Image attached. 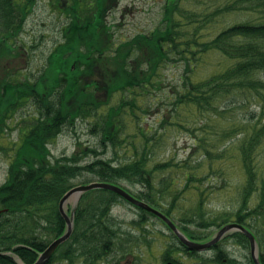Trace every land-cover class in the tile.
Wrapping results in <instances>:
<instances>
[{
	"label": "trees",
	"instance_id": "obj_1",
	"mask_svg": "<svg viewBox=\"0 0 264 264\" xmlns=\"http://www.w3.org/2000/svg\"><path fill=\"white\" fill-rule=\"evenodd\" d=\"M76 1L62 13L68 17V23L61 28L62 38L48 54L44 66L25 79H17L15 64L14 73L8 71L12 59L18 56L20 47L17 42L21 40L35 0H0V69L7 72L6 76L0 77V140L10 128L13 111L24 102L33 107L32 114L22 117L25 120L31 116V119L21 122L19 142L8 146L9 143L0 141V151L6 153L15 149L7 179L0 185V264H19L11 254L31 264L54 238L65 232L67 222L60 213L59 202L77 184V179L80 183L105 181L120 185L121 181L127 180L141 184L142 189L137 192L125 188L172 218L175 203L163 205L165 192L169 187L181 188L174 195L177 200L192 186L190 181L198 180L193 174L198 165L189 169L188 161L183 165L168 161L151 164L149 143L153 136L148 133L149 127L145 128L143 124H139L141 144L135 138L123 137L121 131L119 133V127L123 125L121 117L128 108L137 118L135 120H140L135 112L138 95H145L147 93L143 91H148L152 96V90L163 83V78L157 76L167 64L181 62L185 69L180 82L168 86L165 101H170L171 106H193L198 113L226 123L235 119L229 106L239 100L237 97L251 100L258 96L264 100V77L261 76L264 72V22L223 26L220 20L221 16L226 17L238 10L255 12L264 6V0H192L198 3V9L193 10H183V0H166L165 30L160 25L150 33H137L119 43L115 40L114 24L108 21L107 15L108 9H113L118 0ZM83 1L86 10L81 14L78 7ZM178 10L184 14L182 22L174 18ZM211 24L212 28L209 27ZM204 29L208 31L203 34ZM214 53L229 62H222L219 57L218 63L215 57L212 62L220 67L217 74L195 83L190 78L195 68L207 64L209 57L216 56ZM131 89L135 90V96L126 94ZM115 93L121 94L119 102L109 103L107 111L103 112L101 109ZM105 95H108L107 99L103 98ZM80 116L96 118L102 149L87 146L71 155L52 158L49 142L66 124ZM166 119L164 117L163 122ZM171 124L179 125L174 121ZM250 129L238 143L247 179L233 221L252 229L264 264V231L256 224L257 220H264V177L259 179L257 168L264 124L260 127L253 124ZM121 138L124 139L118 144ZM200 140L204 147V137ZM123 143L132 156L126 155L116 163V159L101 155L109 145L116 155V147ZM90 154L94 157L85 159ZM173 165L183 168L187 184L176 185L175 176L169 175L164 179L166 185L155 191V172L172 169ZM200 196L202 203L203 194ZM255 196L258 202L250 208ZM121 200L123 198L118 193L106 188L85 192L74 208L70 238L45 264H55L58 260L70 264L77 261L96 264L116 252L123 229L113 214V208ZM141 210L144 218L147 214L154 215ZM229 216L220 220L222 223L208 221L205 226L216 224L219 227L232 221ZM181 228L194 239H207L210 235L193 231L188 225ZM233 236L239 244L249 248V240L243 233L236 231ZM181 250L188 248L179 240L169 243L164 261L177 259L174 254ZM211 260L220 264H255L250 255H247V262L239 261L220 246ZM208 261L210 259L201 264Z\"/></svg>",
	"mask_w": 264,
	"mask_h": 264
},
{
	"label": "rangeland",
	"instance_id": "obj_2",
	"mask_svg": "<svg viewBox=\"0 0 264 264\" xmlns=\"http://www.w3.org/2000/svg\"><path fill=\"white\" fill-rule=\"evenodd\" d=\"M74 2L77 1L35 0L27 18L25 29L21 34V40L17 42L21 50H19L18 56L12 59L11 69L8 71L14 73V68H16L17 75H15V78L25 79L32 72L36 73L40 67L44 66L48 54L62 38L61 28L68 23V17L62 13H65L63 11H66V9H70ZM165 2L166 0H118L113 9H108L107 14L108 21L114 24L116 42L119 43L122 40L129 39L137 33H150L160 25L164 26L163 30H165L167 28V21L163 20ZM78 8L79 12L84 14L86 10L85 1ZM181 8L183 10L198 9V3L196 4L192 0H183ZM183 15V12L178 10L175 12L174 18L176 21L182 22ZM220 20L223 21L221 23L223 26L243 22L261 23L264 22V6L255 12L247 10L234 11L226 17L221 16ZM212 26L211 24L209 27L212 28ZM207 31L208 29H204L202 33L204 34ZM214 54L216 56L209 57L207 64L202 63L195 68V73L190 76L195 83H199L200 79L208 78L213 73L217 74L220 67L217 68L218 66L212 60L217 57L219 63V57L222 56L217 55V53ZM222 58V62H229L227 58ZM14 64L16 67L13 68ZM5 72L6 69H0V77L6 76L7 72ZM184 73V65L181 62L177 65L169 63L163 67L161 74L157 76L163 78L162 85L152 90V96L148 91H143L147 93L145 95H138V107H135V112L140 116V120L136 121L137 118H134L131 109L128 108L121 117V124L123 125L119 127V133L121 131L123 137L135 138L136 142L141 144L139 124H143L145 128L149 127L150 131L148 133L153 136L149 143L152 148H150L152 151L150 155L151 164L168 161L183 165L188 161L189 169L194 165H198L197 169H193V174L198 177V180L190 181L189 183L192 186L185 190L177 200H174V195L181 188L175 186L167 188L163 205L168 206L175 203L172 219L177 224L188 225L196 232L213 236L221 226L238 223L233 220L236 219L235 212L240 206L243 186L247 179V173L238 150V143L251 125L257 124L260 127L264 124V100L258 96L251 100L250 98L237 97L239 100L233 103L234 105L229 106V111L232 112L230 114L235 116V119L226 123L220 122L217 118H209L198 113L193 106H171L170 101H165L167 91H169L168 86L180 82ZM261 76L264 77V72ZM126 94L136 95L134 89L127 91ZM98 95L101 97L100 93ZM103 98L107 99L108 95ZM120 98L121 94L115 93L110 97V102L104 105L101 110L103 112L107 111L109 103L117 104ZM223 107L224 105L221 108ZM32 111L31 104L27 105L24 102L19 105L17 110L13 111L12 119L10 118V128L6 131L7 134L0 141L5 144L9 143L8 146L18 143L22 133L19 126L23 127L21 122L31 119V116L25 117V120L22 117L32 114L30 113ZM164 117L167 118L166 122H163ZM173 121L179 123V125L171 124ZM96 124V118L91 116L87 118L80 116L71 120L49 142L48 147L52 158L54 156L71 155L77 149H85L87 146L99 147L101 150V132H99ZM251 131L252 129L249 130V133ZM200 137H204L207 148L201 145ZM123 139L121 138L118 144ZM116 148V155H114V149L110 145L107 151L101 155L116 159L114 160L116 163L126 155L132 156V152L125 143ZM14 150L6 151V153L0 151V185L7 179ZM93 157L90 154L85 159H92ZM257 157V168L261 177L259 179H262L264 177V139L260 147V154ZM173 166L172 169L155 172L153 178L155 191L166 185L164 179L169 175L175 176L174 182L176 185L182 184L184 186L187 184V180L184 181L185 172L183 168ZM76 183L79 184L80 180L77 179ZM120 184L133 192L142 189L141 184H133L127 180L121 181ZM201 193L203 194L202 203L200 201ZM255 198L257 196L250 202V208L258 202ZM74 204L75 200L70 198L66 208L70 210ZM113 214L118 218L123 229L119 237L120 246L116 252L110 253L106 259L96 264H166V261H164L165 249L169 243L177 242V239L173 237L172 231L159 217L147 214L144 218L139 207L125 200H121L114 206ZM228 216L232 218V221L219 227L216 224L205 226V222L216 221L217 223L228 218ZM139 220L141 222L138 223ZM256 224L264 231L263 219L257 220ZM235 229V231H242L239 228ZM233 233L224 236L220 240L219 246L228 251L231 256L245 262L247 261V255L250 254V249L239 244ZM258 251H260V247ZM215 252L214 249L207 251V257L212 258ZM179 255L185 264L197 262V258L194 256L191 258L186 254ZM11 256L18 263L20 261L25 263L19 256L15 254H11ZM55 264L70 263L58 260ZM72 264L83 263L77 261ZM206 264L220 263L208 261Z\"/></svg>",
	"mask_w": 264,
	"mask_h": 264
},
{
	"label": "water",
	"instance_id": "obj_3",
	"mask_svg": "<svg viewBox=\"0 0 264 264\" xmlns=\"http://www.w3.org/2000/svg\"><path fill=\"white\" fill-rule=\"evenodd\" d=\"M96 188H106L110 189L122 197H124L126 200L131 202L132 204H135L149 212H152L162 218L172 229L173 231L178 235L180 240L186 244L190 249H197V250H203L208 247H210L212 244L216 243L223 235H225L227 232H231L233 230H236L235 228L241 229L249 238L250 240V249H251V255L253 257V260L255 264H262L259 259V251H258V244L257 240L255 238V235L248 230L246 227L239 223H229L225 226H223L218 233H216L215 237L209 241L206 242H196L191 239H189L179 228H177L176 224L164 213L159 211L158 209L151 206L149 203L136 198L134 195H132L129 191H127L125 188H123L119 184H114L110 182H104V181H92L89 183H83L78 184L69 189L61 198L59 203V210L63 217L66 219L67 222V229L66 231L59 237L55 238L48 247L41 252L38 259L33 262L32 264H45L53 255V253L56 251V249L64 243L72 234L73 231V220H74V211H72L70 214L67 211L66 205L70 198H73L75 202H78L83 193ZM20 264H25L20 261Z\"/></svg>",
	"mask_w": 264,
	"mask_h": 264
},
{
	"label": "flooded vegetation",
	"instance_id": "obj_4",
	"mask_svg": "<svg viewBox=\"0 0 264 264\" xmlns=\"http://www.w3.org/2000/svg\"><path fill=\"white\" fill-rule=\"evenodd\" d=\"M26 2H27V1H26ZM24 7H25L26 9H28V4H25ZM21 18H22V17H20L19 20H20ZM214 248H217V243H216V245L214 244L213 247H210L209 249L212 250V249H214ZM214 250H215V249H214ZM181 253L184 254V255L186 254V255H188L189 257L191 256V258H192L193 256L196 257V258H197V262L194 261V264H200V263L204 262V259H205L204 257H200V255H199V254L201 253L200 251L194 253V252H190V250H185L184 252H181ZM176 263H177V264H185V263H183V262H182V263H180V262L178 263V261H176Z\"/></svg>",
	"mask_w": 264,
	"mask_h": 264
}]
</instances>
